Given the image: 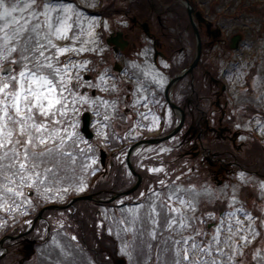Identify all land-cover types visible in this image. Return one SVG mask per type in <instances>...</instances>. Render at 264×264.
I'll return each mask as SVG.
<instances>
[{
	"label": "rangeland",
	"instance_id": "rangeland-1",
	"mask_svg": "<svg viewBox=\"0 0 264 264\" xmlns=\"http://www.w3.org/2000/svg\"><path fill=\"white\" fill-rule=\"evenodd\" d=\"M102 0H72L73 7L76 8L81 13L84 12L83 8L86 9H96V7L100 4ZM109 4L119 5L121 9L118 15L115 13L110 17V25L106 26V21L102 20L97 16H89L84 17V25L85 32L83 34L82 39L87 41L89 39L87 35V23L88 20L91 19L94 23L95 27L93 32L95 33L96 43L95 45H87L90 49L89 51L81 54H76L74 52L69 51L66 54H63L59 57L61 62H66L71 58L73 62H81L84 60L89 61V68L92 71H81L80 75L83 77L84 74H90L92 72L96 73L97 70L100 71L101 68L109 67L113 63L112 53L109 47L105 44L104 38L107 36V33L111 30L114 31L116 29L124 30L128 32L129 39L132 42H136V40L140 36L139 30L131 29L130 20L128 18L129 15H136V17L141 18L145 17L146 10L145 8L139 9L136 2L140 3V0H106ZM155 3V11L160 15L162 9L168 10V22L165 23L162 19L163 24L166 26L163 32H167L170 36H172V47L178 48L181 46L179 41H174L173 38L178 36V25L175 22H179L178 10L176 7L183 5L184 0H152ZM169 1V2H166ZM199 2V6L206 11L208 15V20H212L213 22L218 21L219 23H223L224 33H229V29L234 26L239 27L241 30H246L247 38L249 39L253 37H258L260 35H264V0H245L243 5L249 8V11L243 12L238 17L233 19V23L227 24L228 22L216 19V16L221 15L220 8H223V4L227 2H232V7L227 10V12L232 11L236 3L239 0H197ZM27 2V0H21V4ZM145 2H149V0H145ZM190 5V0L187 1ZM112 6L111 11L116 9V7ZM137 9V10H136ZM260 11V14L257 15V11ZM122 11H128L127 14L121 13ZM164 11V10H162ZM156 21H154L155 23ZM156 25V23H155ZM98 27V28H97ZM246 28V29H245ZM102 30V31H101ZM158 33L161 31L157 29ZM165 34V33H164ZM161 40L164 42L165 37L160 33ZM199 36V35H198ZM143 41H148L144 40ZM256 41L251 46L244 47V52H251L256 48H264V39L252 40L251 42ZM149 42V41H148ZM202 39L199 37L200 50L198 55V60L200 57L203 59L200 66L203 68L214 69V63L207 61V54L214 53L215 48H205L202 45ZM58 47H76L79 48L82 46L81 43L74 42L71 38L69 39H59L53 40ZM141 48L139 46L133 47L130 51L132 53L131 57L134 60L132 62L133 66L139 65L140 63L145 64L147 66L151 65L148 58H151V45L150 43H144ZM95 48V52L91 51L92 48ZM139 51V52H138ZM167 51V50H166ZM224 51V46H221L219 49L220 55ZM186 52V48L184 47V53ZM148 53V54H147ZM179 56L178 53L174 55L173 65L178 64L180 61H174ZM246 56V55H245ZM249 57H245L247 59ZM175 62V63H174ZM244 68L240 66L237 68L235 74L231 77V82L234 84L243 82V74H248V66ZM263 65H258L257 70L260 73L261 70L264 71ZM150 76L153 75V70L149 67ZM200 67H197V62L194 66H192L190 73L192 74L193 70H198ZM245 69V70H244ZM256 69V68H255ZM148 70V69H147ZM181 72V70H180ZM188 71L181 73L178 78L174 81V84H177L180 79L188 74ZM133 74L135 77L139 76L141 78L144 76L143 71H141L138 67L135 68ZM84 78V77H83ZM88 78L86 81H90ZM85 80V79H84ZM92 82V81H91ZM94 83V82H93ZM81 92L87 93V95L91 96L89 88H80L78 89ZM97 91L95 97L101 98V92ZM112 93L118 92V88L110 91ZM258 95V93H257ZM94 97V96H91ZM263 104H264V96H263ZM118 103V104H117ZM122 104V95L120 98L114 103L111 104L110 107L114 108L121 107ZM87 105L80 106V110L74 117L77 120V133L79 132L80 127V118L85 112ZM249 108H253L252 112L254 114V106L251 104ZM101 110V107H99ZM254 116V115H253ZM110 122L112 126L117 127V119L116 114H114L111 110L110 112ZM226 118L230 121V126L236 131L238 130V134L236 137V143L238 147H231L227 141L218 142L211 141L209 137H207V144L210 146L212 150L216 147H219L220 150L225 151L223 147L228 148L232 155H237L239 161L241 162L239 167H234L231 171L226 175L225 178L222 179L220 185H218L212 178L209 169L207 168V163L203 161L200 157H189L181 147H185L186 145H179V141L182 138V131H180V126L178 130L167 139H162L160 142L155 144H146V145H138L134 148L132 155L136 156H144L148 159H153L149 164L143 165L146 166L144 168V173L146 176H142L139 184L136 189L131 194H122L114 196V200L117 202L127 201L129 199H135L139 191L145 186L149 184L158 183L159 179H164L165 181L171 180L173 183H176L179 187L183 189H188L190 187L196 188L201 194L197 198L194 193L185 192L184 196L187 195L192 200L198 199L199 203L197 204V210L195 212L188 211L185 207L183 209L185 215L191 220V224L189 227L185 229H180L179 226H175L176 230L174 232H169L167 230V222L169 220L168 212L166 208H160L158 211L160 215L158 217L159 223L157 227V235L155 239H152L150 233L152 232L153 225L151 221L148 219V199L143 201L141 204H144L145 207L141 209L139 212L138 218L135 222H132V217L127 213L128 208H135V206H129L122 208L123 219L120 216H116V213L112 211V209L107 208L104 205L96 204L95 201L91 200H78L75 203L71 204L66 208L61 209H46L40 213V218L36 219L34 222V228L31 233L33 237H37L39 241H46L45 247H40L38 249L37 257L29 259L26 264H111L110 251H114L116 247L117 252L115 258L122 259L123 262H119L117 264H173V252L169 249L173 248L172 240L179 239L182 237H187L190 235H195V231H203L204 230V221L210 222L212 220L208 219V213L212 212L213 214L218 216L217 224L219 223L220 214L217 213L216 209L218 207H223L221 210L223 212H227L229 209V205L233 203V197H235V207H243V209H248V213L253 215V213L257 214L258 211H263L264 208H261V203L264 199V192L261 190V185L264 184V180H262V176L259 174H253L256 169L255 167L259 166L261 159V152L259 150H254V144L245 134V126L246 120L244 118V113L240 109H230L227 113ZM97 122L95 121V125L93 129L96 131L94 135L96 136L95 141V149L96 151L92 152V156L96 159V163L91 164V159L87 161L84 160V157H79L75 164H73L71 159H52L51 163L53 167L58 168V174L62 178L61 183L56 185V187L52 190V200L59 202L57 204H64L70 198L75 195L92 193L95 198L99 199H107L110 192L111 196L122 191L121 189L127 188L134 183L135 179L130 174L126 167L125 163V154L119 153L118 150L112 151L113 158L112 164L108 165L106 172L104 173L103 167L99 165L97 150L100 147L106 149L107 153H110L111 148L117 146L118 140L114 135L117 134L116 131H113V136L110 132L107 131L103 126L100 125V117L96 115ZM256 121V119H254ZM116 121V123H115ZM250 130V129H249ZM118 131V130H117ZM151 132H155L152 131ZM256 136L264 141V127H258L255 130H252ZM112 136L115 140L113 143L105 142L104 145H99L100 138H106L108 136ZM93 136V137H94ZM79 137H82L79 135ZM243 138V139H242ZM112 139V140H113ZM210 140V141H209ZM85 141V140H84ZM86 142V141H85ZM86 143H79L80 147L84 148ZM161 149H167V151H161ZM154 155V157H150ZM137 159V158H136ZM155 159L157 160L156 163ZM133 157L130 159L131 163L133 162ZM48 162L44 165L46 167ZM91 165V170L83 169V164ZM245 166L253 171H245L242 167ZM151 168H163L164 172L162 173H152L149 172L148 169ZM245 173L243 178L239 177V173ZM263 173V172H262ZM180 176V180L178 182L175 181V177ZM80 180H83L86 183L87 187L83 192H76L74 188L79 183ZM56 188H68L69 191L67 193L62 194V198H58L56 195ZM171 188V185L167 189ZM163 191L161 193L162 196L168 194V192ZM25 193L31 198L32 204L29 206L27 204L23 205L21 209H17L14 211L12 216H6L10 222H2V215L5 210L0 208V226L3 229V232L13 233L14 227L19 225L18 230H23L30 227L31 220H33L41 207L40 203L43 201L37 198L38 194L35 190H29L25 188ZM41 197V196H40ZM68 197V198H67ZM152 197H149L151 199ZM263 198V199H262ZM36 199V201H34ZM45 199V198H44ZM175 200V197H173ZM6 203V202H5ZM45 205V204H44ZM181 208V205L177 202L175 207ZM263 207V206H262ZM246 211V210H245ZM259 213L258 215L262 214ZM112 220L109 219V217ZM7 214V213H6ZM155 215V214H153ZM175 215V214H173ZM204 219L203 224L200 225L199 220ZM241 222L247 224V217L242 213L238 214L237 217ZM256 220V218H255ZM255 220L252 222L255 223ZM127 221V222H125ZM225 227L221 233L223 239L231 238L233 243L238 239L235 233V219H233L232 223L234 225L233 234H230L227 231L228 218L224 217ZM264 223V222H263ZM261 224L262 226L264 224ZM216 224V225H217ZM255 225V224H254ZM0 228V234H1ZM31 229H29L28 233ZM105 230L108 234H111L113 237V242L108 240L106 237H102L101 233ZM111 230V232H110ZM195 230V231H194ZM264 232V227H262ZM15 231V232H16ZM215 231V228H212L210 231H207L209 236H211ZM191 232V233H188ZM247 234V233H245ZM75 236L76 239L73 240L71 237ZM82 238V242H84L90 249H93L94 252H98L100 260H94V257L84 253L83 247L80 243L81 241L78 239ZM261 235L255 238L249 236V245L243 257H240V264H262V256L259 258H254L257 251H260L264 248V244L260 240ZM200 239H204L201 237ZM161 240V244L159 246V250L157 251V255L154 254L153 250L155 245L158 247V242ZM252 240L255 241L254 245L251 246ZM167 241V247L165 246V242ZM264 242V236H263ZM112 244L114 246H112ZM116 244V245H115ZM127 245V254L121 251V249ZM251 246V247H250ZM114 248V249H113ZM101 249L105 250L104 255L101 252ZM231 251V250H230ZM158 256V257H157ZM18 255L13 253H9L0 264H18L17 262ZM159 258V260L157 259ZM154 260V261H153Z\"/></svg>",
	"mask_w": 264,
	"mask_h": 264
},
{
	"label": "snow or ice",
	"instance_id": "snow-or-ice-1",
	"mask_svg": "<svg viewBox=\"0 0 264 264\" xmlns=\"http://www.w3.org/2000/svg\"><path fill=\"white\" fill-rule=\"evenodd\" d=\"M83 20L82 13L73 7L71 0H27L23 5L21 0H0V208L6 212L13 207L19 209L25 204H32L25 188L35 190L38 195L44 189V198H50L53 188L61 183L62 178L58 168L45 167L46 162L71 159L75 164L82 156L85 161L91 159V164L96 163V159L88 155L92 151L90 145L87 152L79 148V143L86 142L77 134V120L74 117L82 105L93 110L109 105L107 100L78 90L95 88L106 91L102 86L106 74L96 72L99 84L86 81L80 72L92 71L89 61L73 62L69 58L61 62L59 59L69 51L81 54L90 50L87 45H95V25L91 19L87 23L89 39H82L85 32ZM69 38L82 46L58 47L53 43V40ZM95 50L94 47L91 49L93 52ZM156 83H162V80ZM115 88L113 85L112 90ZM141 99L144 106L149 107L148 98ZM95 114L100 113L96 111ZM150 115L152 120L146 127L151 130L158 127L159 117L153 115L149 108L142 118L147 120ZM108 119L105 115V120ZM257 126L264 127V123L258 121ZM82 167L91 170V165L87 163ZM148 171L162 173L164 169L151 168ZM244 176L245 173H239L240 178ZM179 180L180 176H176L175 181ZM158 183L160 191L152 188L140 193L142 199H148L147 215L153 225L150 233L152 239L157 235L158 209H167L169 220L166 226L169 232H174L177 225L181 230L185 229L190 226L191 220L183 209L186 207L188 211L195 212L199 200L186 199L183 194L191 192L197 198L201 194L194 187L183 189L172 181L166 184L164 179H159ZM169 184V193L162 196ZM86 187V183L80 180L74 191L83 192ZM261 188L264 189V184ZM68 191V188H56V195L62 198V194ZM177 202L181 208L175 207ZM234 205L235 197L229 205L230 210L220 214L219 223L211 236L207 232L194 230L195 235L173 239V248L169 249L173 252V264H240L239 258L247 250L249 236L255 240L260 232L252 223L255 217L243 207ZM144 207V204L138 203L135 208L127 209L133 223ZM241 213L247 217V224L237 218ZM224 217L228 218L227 231L230 234H233L232 221L235 219L234 235L238 237L235 243L231 238L223 239L221 236L225 227ZM208 219L216 221L218 217L209 212ZM201 237L204 239H198ZM71 239L75 240L76 237ZM126 250L127 245L121 249L127 254ZM260 256L261 252L257 251L254 258Z\"/></svg>",
	"mask_w": 264,
	"mask_h": 264
},
{
	"label": "flooded vegetation",
	"instance_id": "flooded-vegetation-1",
	"mask_svg": "<svg viewBox=\"0 0 264 264\" xmlns=\"http://www.w3.org/2000/svg\"><path fill=\"white\" fill-rule=\"evenodd\" d=\"M136 5L140 7L139 9L145 8L146 10L145 17L138 18L133 14L128 16L131 29H137L140 32V36L136 42H131L128 32L120 29L111 30L104 38L105 44L111 50L113 63L109 67L101 68L100 71L97 70V72L106 74V79L102 86L107 90L101 92V98L110 103L107 107L101 106V110H99V108L93 110L88 106L85 109L96 122L95 113L98 111L100 113V125H97L100 127L103 126L106 130L109 129L107 133L110 132L112 136L114 130L117 133L118 145L111 148L110 153H107L106 149L103 147L98 148L99 150L103 149L106 151L102 169L105 173L109 163L110 165L112 164L111 158H113L114 154L112 151L118 150L119 153L125 154L126 162L128 148L132 143L146 139H157L166 133H164V131H169L179 125L180 131H182V138L179 141V145H186L181 148L186 151L187 156L200 157L205 161L211 173V178L220 185L222 179L226 177L231 169L238 167L239 159L229 151V155L223 153L224 151L220 150L219 147L212 150L206 143L207 137H209L211 141H227L231 147L239 146L235 144L239 131H235L230 126V121L226 118L230 109H240L243 111L246 120L245 134L249 136V138V127L254 123L257 125L258 121L264 123V104L262 102L264 96V71L261 70L260 73H258L257 70V66L262 65L263 59H261V63L257 62L259 60L258 58L249 59L248 61L240 60L237 65L231 66V61L237 59L235 50L230 47L232 45L230 42L231 35L223 32L225 26L221 27L212 20H208V17L200 11V13H198L195 7L191 13L180 9L178 10L179 22H175L178 25V36H175L173 40L179 41L181 46L173 48L171 41L172 36L169 35L170 33L163 32L166 26L163 24L162 19L165 23L168 22V10L162 9L164 11L161 10L159 15L155 11V3L152 0H149L147 3L136 2ZM117 11H107L101 14L87 12V15L84 17L97 16L105 20L107 26L108 24L110 25L109 15L112 16L114 13L118 15L119 12ZM126 12L128 11H122L121 13L127 14ZM154 21H156V25ZM192 23L195 25L196 31ZM157 29L160 30V33L165 37L164 42L161 40V35H158L160 33L156 32ZM117 31L121 32V35L117 37V41L121 43L122 40H127L126 45L120 46L119 44L112 45L106 43V38L110 36V34H113V36L110 37L116 36ZM229 31L232 32L231 30ZM196 33L199 35L198 37L202 39V45L205 50L208 48H215L216 51H214V53L207 54V61L214 63L215 68L208 69L201 67L200 65L203 64V59L200 57V59L197 60V67H200V69L193 70L192 74L188 71V74H185L177 84H174L175 82H172L174 77L179 73L187 71L189 65L193 61L196 53ZM260 36L263 37V35ZM237 37L238 40L240 38V41L245 39V42L241 43V45L249 43L246 39V31L243 32L241 36L238 34ZM143 39L149 42L143 41ZM144 43H150L151 45V58H148L151 65L147 66L140 63L139 65L133 66L132 62L134 60L131 57L132 53L130 51L136 46L141 48L145 45ZM221 46H224V51H222L220 55L219 49ZM184 47L186 48L185 53ZM177 53L182 56L174 60L175 62H180L173 65V58ZM164 65H167V67ZM243 65L244 68L248 66V74H243L242 83L234 84L231 82V77L235 74L237 68ZM136 67L144 73V76L141 78H139V76L135 77L133 74ZM149 67L153 70V75L151 76L148 73L150 70ZM222 67L227 68L224 78L220 75ZM83 77L85 80L90 78V81L99 84V80L94 72L84 74ZM157 80H162V83L157 84ZM113 85L118 88V92H110L112 91ZM90 93L91 96L95 97L97 91L93 88L90 89ZM120 95H122L121 107H118V105L116 108H114V105L110 107L111 104H114L120 98ZM141 97L148 98L147 103L149 107L144 106V101ZM251 104L254 106V114L252 112L253 108H249ZM149 108H151V113L153 115L159 117L158 127L151 128V130L155 132H151L149 127H146V125L150 124L152 116L150 115L147 120L142 118L143 114L149 111ZM111 110L116 114L117 127L112 126L113 122H110V117L108 120H105V115L110 116ZM254 119H256V121ZM95 121H90V128L93 134L96 132L93 129L96 124ZM94 135L97 136V134ZM96 136L88 139L84 148L87 152L88 146H91L92 151L88 153L89 157L92 156L93 151H96V144L94 141ZM112 136L100 138L99 144L104 145L105 142L113 143L115 140ZM132 153L130 156V158L133 157V162L131 163L132 168L136 175L138 174L142 179V176H146L143 171L144 168L149 162H152L153 159H148L142 155H132ZM150 157H154V155ZM156 161L155 159V162ZM128 171L130 172L129 169ZM130 174L133 177L136 176L131 172ZM148 188L149 186H144L141 191L145 192ZM152 188L160 191V185H154L149 189ZM168 188L163 191L166 192ZM167 192L169 193V191ZM185 198L191 199L187 195H185ZM15 210L16 207H13L10 212L5 211L2 214H5L2 218V222H10L6 216H12ZM1 227L2 226H0V228ZM18 227L19 225H16L13 228V233H7L3 232V229L1 230L0 262L9 255V253H13L18 255V264H26L29 259L37 257L38 249L45 245L46 241H39L37 237L31 235L34 225L29 233L28 227L16 231ZM2 238L3 240H1Z\"/></svg>",
	"mask_w": 264,
	"mask_h": 264
},
{
	"label": "trees",
	"instance_id": "trees-1",
	"mask_svg": "<svg viewBox=\"0 0 264 264\" xmlns=\"http://www.w3.org/2000/svg\"><path fill=\"white\" fill-rule=\"evenodd\" d=\"M141 1V3H145V0H140ZM147 1V0H146ZM115 7H116V9H121V7L119 6V5H115ZM246 11H249V8L248 7H246ZM257 11V10H256ZM257 13L258 14H260V11H257ZM78 134V136L80 135L79 134V132L77 133ZM251 141L253 142V144H254V150L256 151V150H259L260 152H261V159H260V162H257V163H259V166L258 167H255L257 170H258V173H256V174H259V176H263L264 177V147H263V145L261 144V142L260 141H258L256 138H252L251 139ZM79 148H82V147H80L79 146ZM224 148V152L223 153H225V154H227V155H229V153H228V148H226V147H223ZM78 150V149H77ZM232 156V155H231ZM237 156V155H236ZM238 158V157H237ZM53 164L54 163H51V162H48L47 163V165H46V167H53ZM100 165V164H99ZM98 165V166H99ZM263 172V175L262 174H260V173H262ZM125 189V188H124ZM121 190H123V189H121ZM112 192V191H111ZM110 192V194L108 195V197L109 196H111L112 195V193ZM41 196V197H40ZM37 198L38 199H40V201L41 200H43L41 203H40V205H44V204H47V203H59V202H56V201H54V200H52V197L50 196V198H48V199H44V189H41V194L40 195H38L37 196ZM68 198V197H67ZM263 199V198H262ZM34 201H36V199H34ZM112 202H117L116 201V199L114 200V201H112ZM100 205V204H99ZM224 208L223 207H218L217 209H216V211H217V213L219 212V211H221V210H223ZM246 211H248V209H245ZM261 211H258L257 213L259 214ZM262 213V212H261ZM258 214H255V213H253V216H257V218H256V220H255V226L259 229V232H260V235H261V238H260V240L262 241V235H263V233H262V223L264 222V213H262V214H260V215H258ZM264 224V223H263ZM204 229L206 230V231H208V227H207V225H205L204 224ZM1 230H2V228H1ZM2 233V232H1ZM101 233V235H102V237H106L108 240H110V241H112L113 242V237H112V235L111 234H108L105 230H103L102 232H100ZM161 242V240L158 242V247H157V245H155V247H153L154 248V254H156L157 255V251L159 250V246H160V243ZM254 243H255V241H253L252 240V244H251V246L252 245H254ZM116 245V244H115ZM112 246H114L113 244H112ZM250 246V247H251ZM117 248L118 247H116L115 248V250L114 251H110L109 253H110V258H109V260H111V263H113V261H114V259H115V255H116V252H117ZM114 249V248H113ZM92 252H93V255H92V257L93 256H95V260L97 261V260H100L99 259V256L100 255H98V252H94V250L92 249ZM101 252L103 253V255H104V252H105V250H103V249H101ZM261 253H263V256H262V261H263V263L262 264H264V248L261 250ZM158 257V256H157ZM158 260H159V258H157ZM154 261V260H153Z\"/></svg>",
	"mask_w": 264,
	"mask_h": 264
},
{
	"label": "water",
	"instance_id": "water-1",
	"mask_svg": "<svg viewBox=\"0 0 264 264\" xmlns=\"http://www.w3.org/2000/svg\"><path fill=\"white\" fill-rule=\"evenodd\" d=\"M190 9V8H188ZM120 36V32H117L116 36L114 37H110L107 39V42L108 43H114V44H119L120 46H123L126 44V41L125 40H122L121 43H119L117 41V37ZM198 55H199V42H198V51H197V54H196V57H195V60L194 62L191 64V66L188 68V71L191 70L192 66L196 63L197 61V58H198ZM174 81V80H173ZM81 131L84 132L86 134V136H90V133L88 131V117H87V114H83L82 115V126H81ZM177 131V128L173 129L170 133H168L167 135H165L164 137L162 138H158V139H154V140H146L145 142H148V143H153V142H157L159 140H162L163 138H167V137H170L171 135H173L175 132ZM141 142H144V141H138V142H135L133 145L130 146V148L128 149V153H127V162L128 161V158H129V155L131 153V150H132V147L138 145L139 143ZM103 160H104V152L101 151L100 152V162L101 164H103ZM128 166L130 167L129 163H128ZM131 169V168H130ZM139 181H140V178L139 176H137V180L136 182L134 183L133 186H131L130 188L122 191V192H119L115 195H113L109 200H112L114 198V196L116 195H122V194H128L132 191H134L137 187V185L139 184ZM93 199V195L92 194H84V195H78V196H74L72 197V199H70L68 201V203L64 204V205H57V204H47V205H44L38 212L37 216L33 219L32 221V224L34 223V221L40 217V213L45 210V209H61V208H66L68 207L70 204H72L74 201H77V200H91ZM3 240V238L1 239Z\"/></svg>",
	"mask_w": 264,
	"mask_h": 264
}]
</instances>
